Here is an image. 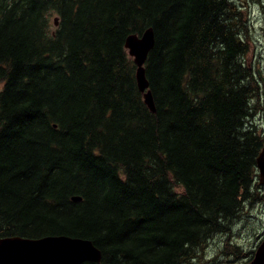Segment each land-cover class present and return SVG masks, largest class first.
<instances>
[{"label":"trees","instance_id":"16d2710c","mask_svg":"<svg viewBox=\"0 0 264 264\" xmlns=\"http://www.w3.org/2000/svg\"><path fill=\"white\" fill-rule=\"evenodd\" d=\"M149 27L155 111L124 47ZM251 33L232 0H0V237L193 264L222 235L248 263L229 237L259 198Z\"/></svg>","mask_w":264,"mask_h":264},{"label":"water","instance_id":"95a60500","mask_svg":"<svg viewBox=\"0 0 264 264\" xmlns=\"http://www.w3.org/2000/svg\"><path fill=\"white\" fill-rule=\"evenodd\" d=\"M57 24V18L54 19ZM154 44L151 27L140 35H128L124 47L136 65V81L144 101L155 111L153 99L145 77L144 63ZM264 82V79H263ZM259 183L264 184V147L256 159ZM73 200H79L72 196ZM101 252L91 240L67 235L27 238L21 236L0 237V264H81L85 261L99 262ZM247 264H264V236Z\"/></svg>","mask_w":264,"mask_h":264},{"label":"rangeland","instance_id":"374dc122","mask_svg":"<svg viewBox=\"0 0 264 264\" xmlns=\"http://www.w3.org/2000/svg\"><path fill=\"white\" fill-rule=\"evenodd\" d=\"M232 1L242 7L249 17L252 26L251 39L253 43V45L251 44L250 60L254 69L258 68L261 70V74L264 76V0ZM55 18V15L50 17V28L56 27ZM261 86V95L257 103L264 106V84ZM253 118L255 128L264 137V111L258 110ZM255 180V184L259 186L255 189L259 198L252 200L251 203L246 202L243 207V215L229 237L233 245L239 244L242 246L244 253L255 251L264 236V184L259 183L258 175ZM224 241L225 237L222 235L215 237L204 251L200 253V257L193 259V264H243L248 257L235 258L233 254H226V251L222 252L225 248Z\"/></svg>","mask_w":264,"mask_h":264},{"label":"flooded vegetation","instance_id":"af4514ba","mask_svg":"<svg viewBox=\"0 0 264 264\" xmlns=\"http://www.w3.org/2000/svg\"><path fill=\"white\" fill-rule=\"evenodd\" d=\"M253 45V43H252ZM252 71H253V74H254V77H255V81L258 82L257 83V97L259 99V96L261 95V90H262V84H264L263 82V79H264V76L261 74V70H259L258 68L254 69L253 67V64H252ZM257 99V101H258ZM254 103V108H255V114H257V111L258 110H263L264 111V106L262 104H259V103Z\"/></svg>","mask_w":264,"mask_h":264}]
</instances>
